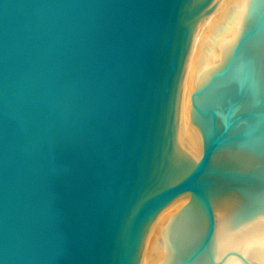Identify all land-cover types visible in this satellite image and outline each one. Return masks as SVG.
<instances>
[{
    "label": "water",
    "instance_id": "water-1",
    "mask_svg": "<svg viewBox=\"0 0 264 264\" xmlns=\"http://www.w3.org/2000/svg\"><path fill=\"white\" fill-rule=\"evenodd\" d=\"M182 195L151 264L264 215V0H0V264H139Z\"/></svg>",
    "mask_w": 264,
    "mask_h": 264
},
{
    "label": "bare ground",
    "instance_id": "bare-ground-1",
    "mask_svg": "<svg viewBox=\"0 0 264 264\" xmlns=\"http://www.w3.org/2000/svg\"><path fill=\"white\" fill-rule=\"evenodd\" d=\"M187 197L188 195L180 196L157 215L144 239L139 264H151L161 257V228L168 221L169 215L180 208ZM235 251L256 264H264V215L246 221L223 236L214 256V264H244L235 256Z\"/></svg>",
    "mask_w": 264,
    "mask_h": 264
},
{
    "label": "rangeland",
    "instance_id": "rangeland-1",
    "mask_svg": "<svg viewBox=\"0 0 264 264\" xmlns=\"http://www.w3.org/2000/svg\"><path fill=\"white\" fill-rule=\"evenodd\" d=\"M248 259V258H247ZM249 260V259H248ZM249 261H251V260H249ZM243 262V261H242ZM253 264H256V263H254L253 261H251ZM244 263V262H243ZM245 264V263H244Z\"/></svg>",
    "mask_w": 264,
    "mask_h": 264
}]
</instances>
